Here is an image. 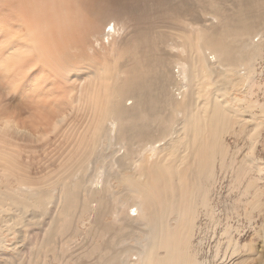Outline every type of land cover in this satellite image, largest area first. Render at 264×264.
<instances>
[{
  "label": "bare ground",
  "instance_id": "1",
  "mask_svg": "<svg viewBox=\"0 0 264 264\" xmlns=\"http://www.w3.org/2000/svg\"><path fill=\"white\" fill-rule=\"evenodd\" d=\"M149 1L0 0V19H5L8 10V16L19 21L16 30L20 28L18 37L9 35V27L0 29V43H3L0 46V73H10L15 84L25 81L26 84L21 83L25 84L26 91L33 95L44 92L48 87L45 86L46 82L50 78L53 81L55 77L66 83L70 72L77 74L82 71L81 75L77 74L82 79L77 78L75 87L79 97L73 107L81 112L84 110L85 114L88 112L87 129L90 132L87 143L84 144V151L66 166L68 173L77 178L61 193L56 213L51 210V207L54 208L51 201L55 196L51 190L40 191L34 189L31 183L22 181L21 185L19 184L20 190L0 189V241H3L2 235L6 230L2 212L12 208H17L23 213L32 209L35 215L32 217L33 222L29 224L43 236L38 249L30 246L28 263L26 254H23L25 257L22 258L20 253L16 258L17 264H42L43 260L40 263L38 256L35 258L33 255L36 256L35 252L43 250V247L51 244L59 233L68 228L66 218L72 211L77 210L76 207L93 216L91 232L94 229L99 231H95L97 235L106 236V232L113 234V238L95 242L98 246L95 245L94 249L93 246L91 252L87 253L88 256L80 255L83 258L77 259V264H191L193 261L190 251L184 250V243L191 234L189 226L192 223L193 211L189 205L192 196L188 190L191 191L195 186L189 181L192 188L187 187L189 183L186 184V180H178L182 176L176 181L175 178L181 175L178 171L181 165H184L182 169L187 173L189 167H195L199 172L204 169L203 173L197 174L200 180H205L203 183L206 182L205 178L202 179L204 172H207V177L211 176L209 168L213 165L216 149L221 145V134L232 121L230 111H227L232 109V103L227 99L225 88L214 81L211 82L209 77L217 73L220 78L225 79L228 72L239 75L242 79L253 76V62L263 55L264 51V0H219L217 5H212L209 0H199L198 5V0H159L160 7L167 12L155 10L150 15L152 5ZM198 7L200 11L196 10ZM209 13H212V18L206 19L204 16ZM219 14L223 16L221 20L216 21ZM177 21H180L181 25ZM194 24L200 27L191 37L190 25ZM129 27L131 35L126 38L125 36L129 35L126 34V40L123 38L121 42L126 52L121 60L106 59L110 66L106 63L102 67L94 65L87 68L90 61L85 47L87 42L92 44L94 40L100 51L106 53L109 49L113 53L114 38L120 37L122 31ZM163 27V31L155 30ZM171 29L178 33L170 32ZM153 33L154 36L151 37ZM256 35H260V43L253 41ZM10 36L12 37L9 38ZM173 36L180 41L175 42ZM208 49L212 51L209 52ZM249 51L251 55L247 57ZM210 53H215L210 55L215 57L212 61L209 59ZM242 65L247 67L244 74L240 71ZM33 67H36V70L31 73ZM219 70L223 71L222 74ZM45 74L48 78L38 82L39 77L42 80ZM35 75L38 78L36 76L35 79ZM189 80L193 85L196 80L194 87L190 86ZM64 83H58V87H64ZM22 86L20 88L23 89ZM47 90L53 92L49 88ZM213 91L216 99L212 104L209 96ZM201 96L204 97V103ZM43 103V106H40L42 108L49 109L52 106L51 104L47 108L49 105L45 103L44 106ZM63 113L56 116L52 123L46 124L44 121L42 126L49 125L46 127L54 131L57 125L64 123L68 118L69 113L67 118ZM181 113H185L184 119L180 118ZM227 115L229 116L226 117ZM43 117L39 119L43 120ZM9 119L0 116L1 129L15 128L17 132L28 134L29 138L50 133L48 130H40L43 127L40 131L34 128L36 133L32 132L31 128L27 130L25 127L22 130L16 123L13 124L14 120ZM178 129L185 137L184 148L179 149L181 144L177 139L168 145L171 148L179 145L178 150L182 157L180 165L170 163L174 161L172 158L177 150L162 153L165 150L163 145H156ZM2 153L4 152H0V163L7 160L3 159L7 154ZM137 153H141L138 154L140 157H137ZM160 154L165 156L161 157ZM256 161L257 159L253 158V163ZM169 165L171 167H168ZM130 168L136 169V173L128 174L126 171ZM100 170L109 176L115 171L122 175L114 178L130 189L125 197L121 198L123 201L113 202L114 192L111 193L112 197L108 192L115 185V181L109 176L102 179ZM166 170L171 173L174 182L170 181V178L168 180L169 174ZM177 171L178 175L174 177ZM177 180L182 183L183 188L186 186L181 194L182 198L167 189L171 183L178 186ZM167 181H170V184ZM122 188L126 189L124 185ZM130 200L137 203L141 219H138V216L133 220V217L125 213L124 207ZM112 202L114 205L111 206ZM179 202L182 207H178ZM108 215H112L114 223L105 221ZM173 220L177 223H174L175 230L171 228L173 224L170 226ZM118 222L120 224H116ZM71 226L72 223L69 227ZM21 235L23 238L25 233ZM121 245H124V248L120 247L122 250L117 251ZM182 245L184 249L181 248ZM161 248L165 251L162 257L158 254ZM133 250L138 252L137 261H132L129 257ZM57 256L56 260L60 262L64 258ZM60 262L58 261V264H61Z\"/></svg>",
  "mask_w": 264,
  "mask_h": 264
},
{
  "label": "rangeland",
  "instance_id": "2",
  "mask_svg": "<svg viewBox=\"0 0 264 264\" xmlns=\"http://www.w3.org/2000/svg\"><path fill=\"white\" fill-rule=\"evenodd\" d=\"M158 1L159 0L149 1L152 5L149 15L155 12V10L165 11L162 9V7H160ZM196 1L197 0L194 2ZM198 2L199 0L196 2V5H198ZM209 3L212 5H217V3H220V1L215 0V2L212 3L209 0ZM3 7L6 6H2V8ZM196 10L200 11L199 7L196 8ZM166 14L167 13H165V15ZM8 15H10V13L8 10H6L5 19H0V29L9 27L8 29H11L9 35L13 34L14 36L18 37L20 28H18L19 31L18 29L16 30V28L19 27V21ZM222 16V14H219V18L216 21L221 20ZM204 17L206 19L212 18V13L206 14ZM177 22L179 25H181L180 21ZM16 23L18 25H16ZM199 27L200 26L195 24L190 25L191 37L195 35V32L196 30L198 31ZM164 28L165 27L155 30L163 31ZM130 29L131 28L129 27L127 30L122 31L120 37L118 36L114 38L113 53H111L109 49L106 53L100 51L94 40L92 41V44L87 42V46L85 47H87L86 50L90 56V61L87 63V68H90L94 65L102 67V65L106 64L109 60H121L125 52L121 42L123 38H129L131 35V32L129 31ZM170 32L178 33V31L172 29ZM153 36L154 33L151 37ZM173 38L177 43L180 41V39L176 36H173ZM253 41L260 43L262 39L260 38V35H256L253 37ZM2 44L3 43H0V46ZM208 51L211 52L212 50L208 49ZM262 53L263 55L261 54L262 56L260 55V57L253 62L255 70L253 76L251 75L250 77L249 75L248 78L244 77L245 80L242 79V77L240 78L239 75L235 76L230 74V72H228L227 78L225 79L222 77L220 78L217 73L211 75L212 77H209L210 80H212L211 82L214 81L215 84L225 88L227 99L230 100V103H232V109L227 110L230 111L229 113L231 115L230 117L232 118V121L230 125L228 124L229 127L226 125V130L223 132L224 135L221 134V145H219V149H216L214 162L212 163L213 165H211L209 168L211 169V176L207 177V172H204L202 179L204 180L205 178L206 182L203 183L205 180H200L201 178L199 177V179L197 174L203 173L204 169L202 172H199L195 169V167H189L190 170L187 173L185 169H182L184 165H181L178 170L181 175H178L177 171L176 175L174 176H179L175 178V181L176 179L180 178V176H182L178 180H186V184L189 183V181L192 184L194 183L193 185L189 183L187 187H191V185L195 186V188L191 187V191L190 189L188 190L189 195L193 197V200L191 197V202L189 204L192 206L193 210L191 211L192 223L190 224L191 226H189L191 234L190 237H188L189 239H186V243L188 242L187 245L184 243L186 248H188V251L183 245L181 246V248H185L182 249H184L186 252L190 251L189 254H191V257H193L191 264H264V51ZM211 54L215 55V53L209 54V59L212 61L215 59V57H210ZM250 55L251 52L249 51L247 53V57ZM106 59L107 61H105ZM249 63L252 64V62ZM8 64H10V62ZM107 64L110 66L109 63ZM241 67L240 71L242 74L246 73L247 67L244 65ZM91 69L94 70L93 68ZM35 70L36 67H33L30 72L33 73ZM219 71L220 74H222L223 71ZM82 73V71L77 72L79 75ZM8 74L10 75V73H7L6 75L0 73L1 118L5 116L6 118H10L9 120L11 121L14 120L15 122L12 121L13 124L16 123L18 127H22V130H24L25 127L27 130L31 128L30 130L36 133L41 127H43L40 130H48L50 133L47 132V134L44 136H33L35 138L34 139L33 137L29 138L30 136L28 134L27 136L23 132H17L18 130L15 128L6 129L5 127V130L4 127L3 129L0 128V152H4L2 155L6 153L9 157L8 158L7 155H4L3 159H7V162H4L3 160L0 163V189L11 191L20 190L19 184L22 181L24 183H31L34 189L40 191L51 190L55 195L54 199L51 201V206H54V208L52 209L51 207V210L56 213L59 206L58 200L61 196V193L70 187L77 178V176H71L68 173L66 166L71 163V161H74L78 155L82 153V150L86 145L87 139L90 135V132L87 129L88 112L85 114L84 110L81 112L80 110L78 111L74 108V104L77 103V99L79 97L78 89L75 87L78 82L77 78L82 79V77L74 74V71H72L70 72V78L66 83L62 82L63 80L61 81L55 77H53V81L50 78L46 82L45 86L48 87L44 89V92H41V94H39V92H33L34 94L32 95L31 92L26 91L24 87L26 84L25 81H21L25 83L24 85L21 82L15 84V82L13 83L12 81L13 78H11V75L9 76ZM36 76L37 75H35L34 78ZM36 78H38V76ZM39 78L40 79L38 80L40 81L38 82H41L46 80L48 75L45 74L42 76V80L41 77ZM49 80L51 83H53H49ZM34 82L38 83L37 80H34ZM58 83L62 85L64 83V87L62 85L58 87ZM49 84L51 85L49 86ZM189 84L190 86L194 87L196 80L194 85L189 80ZM21 86L24 87V90L20 88ZM48 88L53 92H49V90H47ZM55 90L57 91L55 92ZM176 92L178 93L179 91L177 90ZM194 97H196V94ZM209 98L212 100L213 104L214 100L216 99L214 91L210 93ZM201 100L202 103H204L203 96H201ZM41 101H45V103L49 106H46L45 103ZM205 101L207 102L208 99ZM128 102H130V100ZM41 103H43L47 108L50 107L51 104L52 106L49 109L42 108L40 107L43 106ZM69 104L72 106H69ZM38 110L40 112H38ZM70 112L72 113L70 114ZM60 113L66 114V118L69 113V119L67 118L64 123L57 125L54 131H52L49 127H46L49 125L42 126V124L45 122L46 124L52 123L54 118L60 115ZM225 113L227 114L228 112ZM41 114L45 116L43 117ZM179 116L181 119H184L185 113H181ZM228 116L229 115L226 117ZM40 117H43V120L39 119ZM229 118H227V120L230 122L231 118ZM41 120L43 121L42 123ZM180 122L181 120L179 119L178 123ZM39 123L40 125H38ZM36 126L38 127L36 128ZM175 126H177V123ZM34 128L37 131H35ZM176 139L181 144L179 149L184 148L183 142L185 141V137H183V134L179 129L176 130L169 138L160 141L162 143L157 142L156 145L159 147H162L161 145H163L165 150H163L162 153L177 150L178 152H175L174 157L172 158L174 161H171L167 158L166 159L171 161L170 163L173 162L180 165L182 157L180 150H178L179 145H175L172 148L170 145H168V143L176 141ZM122 152L123 149L121 150V153ZM138 154L141 153L136 154L137 157H140ZM136 155L134 154V157ZM160 156L164 157L165 154H160ZM175 158L177 160H175ZM253 158L257 159L256 163H253ZM161 162L166 164L165 161ZM165 166L166 165H164V167ZM168 167H171V165ZM10 169L11 171H9ZM100 171L103 174V177L109 176L108 173H104L102 170ZM126 172L128 174H135L136 169L130 168ZM166 173L169 174V177L168 175L167 177L168 180H170L171 173H168L167 170ZM120 176L122 175L117 171L109 176V178L112 177L111 179H113V182H116H114L115 185L108 192L111 197V193L114 192L113 202L115 200H119V202L123 201L121 198L125 197V194L130 191L129 187H125V184L120 183V180L114 178H118ZM103 177L102 179L108 178ZM172 179L170 181H173ZM178 180V186L171 185L172 183L170 184V181H167L170 184V187L168 185L167 189L170 193L174 192L173 194L182 198L183 195L181 194L185 190L186 186L183 188L182 183H180ZM122 184L126 189L122 188ZM179 197L178 199H181ZM113 202L111 203V206L114 205ZM180 203L181 202L178 203L179 205L175 204V206L178 205L179 207L181 205ZM76 208L77 210L72 211L66 218V224L68 225V228H66L63 233H59V235L55 237L54 241H52L53 243L51 242V244L43 247V250L35 252L36 254L34 253L36 256L33 255V257L37 258L38 256L40 263L43 260V262L46 263L42 262V264H58V261L60 262V260H56V256L58 255L57 257H60V259L64 257L62 260L64 263L61 261V264H77L75 262L77 259L81 257L83 258V256H88L87 253L91 252L90 250H92V247L94 246L93 249L96 247L95 245L97 244H95V242H103L109 237L113 238V234H111L112 232H106V236L103 234L97 235L96 233L99 231L94 229L91 232V221L93 220V216L90 213H84L80 207ZM137 208V203L133 200H130L124 207V210L126 214L128 213L127 216L129 215L130 217L134 218L133 220H136L138 216L141 215V212L138 210L139 208ZM180 210L182 211V208ZM2 214V221L6 230L2 235L3 241H0V259L3 261L2 262L0 260V264H17L16 258H18L20 253L22 258L26 256L28 263V259L31 255L30 246L31 248L35 247L38 249L40 244H42L43 239V236L40 234V232L36 231L34 228L32 229L34 226L29 224V222H33L32 217L35 215L34 211L32 209H28L25 213H23L17 208H12V210L2 212ZM108 216L106 217L107 219H105V221L114 223L112 222V215L109 217ZM138 219H141V216H139ZM71 223L72 226L69 227ZM174 223L177 224L176 220H173V223L170 224V226L173 224L171 227L172 230H175L173 229V227H175ZM116 224L120 223L118 222ZM11 231L13 233H11ZM19 232L22 234L25 233L23 238H21L22 235ZM51 245L53 246L52 248ZM123 246L124 245L118 247L120 248ZM161 249L162 250L159 249L160 251H158L160 257L165 255L164 248ZM121 250L122 249L120 248L117 251ZM44 251H46L47 254ZM84 252H86V255ZM23 254L26 255L24 256ZM129 254V257L132 261H137L139 259L137 251L133 250ZM80 255L83 256L80 257ZM43 257L45 258L43 259Z\"/></svg>",
  "mask_w": 264,
  "mask_h": 264
}]
</instances>
